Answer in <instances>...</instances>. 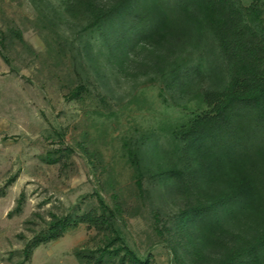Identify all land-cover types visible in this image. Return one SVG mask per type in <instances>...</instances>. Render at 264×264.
<instances>
[{"label": "rangeland", "instance_id": "obj_1", "mask_svg": "<svg viewBox=\"0 0 264 264\" xmlns=\"http://www.w3.org/2000/svg\"><path fill=\"white\" fill-rule=\"evenodd\" d=\"M118 1L0 0V264H80L77 247L96 249L114 235L80 223L29 260L26 244L54 216L96 209L99 197L149 264H215L261 230L256 217L229 216L199 241L197 260L199 237L183 212L219 195L223 178L196 186L164 171L180 164L178 129L208 108L204 94L228 82L227 67L197 7L198 27L127 40L129 15L92 25L94 12ZM237 1L257 4L245 18L264 39V0ZM58 148L61 161H45Z\"/></svg>", "mask_w": 264, "mask_h": 264}, {"label": "trees", "instance_id": "obj_2", "mask_svg": "<svg viewBox=\"0 0 264 264\" xmlns=\"http://www.w3.org/2000/svg\"><path fill=\"white\" fill-rule=\"evenodd\" d=\"M255 5L243 7L237 0H119L111 8L95 10L93 16L92 25L101 29L129 15L122 29L125 39L131 40L198 27L192 6L204 12L229 79L222 88L206 91L208 108L178 129V138L184 143L183 158L179 165L164 171L179 183L188 178L196 186L205 177L223 178L224 190L219 195L183 212L184 227L192 226L199 237L193 240L198 261L204 257L201 242L223 230L229 216L244 214L260 220L259 234L215 264H264V39L245 18V11ZM0 35L1 44L2 30ZM65 152L58 148L44 159L57 163ZM137 184L143 188L141 179ZM80 223L114 235L96 249L77 247L74 254L80 264H149L148 258L138 256L123 242L115 210L101 197L92 211L54 216L46 230L27 242L26 259L40 244L62 237ZM118 240L122 243L116 244Z\"/></svg>", "mask_w": 264, "mask_h": 264}]
</instances>
